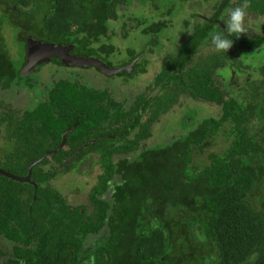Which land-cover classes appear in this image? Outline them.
Here are the masks:
<instances>
[{"label": "trees", "instance_id": "trees-1", "mask_svg": "<svg viewBox=\"0 0 264 264\" xmlns=\"http://www.w3.org/2000/svg\"><path fill=\"white\" fill-rule=\"evenodd\" d=\"M199 1L214 4L211 17L177 37L169 29L191 0H0V130L14 144L0 169L27 177L72 129L33 169L36 187L0 175V264H264V34L202 57L241 0ZM248 12L264 16V0H249ZM116 25L143 44L121 52ZM29 40L111 68L137 61L130 72L144 78L150 55L162 61L132 98L111 85L121 75L123 86L138 84L129 71L53 57L22 75ZM85 70L105 81L87 84ZM195 104L209 108L205 118L147 145L162 117ZM219 137L229 142L222 152ZM93 164L90 207H74L52 182L88 176Z\"/></svg>", "mask_w": 264, "mask_h": 264}, {"label": "rangeland", "instance_id": "rangeland-1", "mask_svg": "<svg viewBox=\"0 0 264 264\" xmlns=\"http://www.w3.org/2000/svg\"><path fill=\"white\" fill-rule=\"evenodd\" d=\"M213 3H210L208 5L202 3L199 0H191L190 4L188 5L186 9V15L184 14L177 20L176 22L172 23V26L170 27L169 31L172 35V32L174 36L181 37L185 33H189V31L193 32L194 28L196 26L201 25L205 20L209 19L211 17V9H212ZM135 10V9H133ZM199 15V19H193V26L190 28H187L185 25V21H190L192 19V16ZM227 16V12H226ZM171 17V16H170ZM175 17V15H174ZM174 19V18H173ZM133 25V22H129L128 25ZM126 26V25H125ZM116 33V39H115V45L119 48L121 52L128 48H135L136 46L139 47L143 43L141 40H137L140 37L136 32L131 33L129 39L124 38V34L127 32V28H123V25H116L114 29ZM169 35V32L164 36L167 37ZM138 36V37H137ZM211 45V44H210ZM136 47V48H137ZM208 48V47H206ZM203 48L201 50L200 55L202 57H208L212 55V53L215 52V49H206ZM170 49V48H169ZM169 49H167L168 52ZM115 55L112 56L113 60H117L118 56L114 58ZM149 59L151 60L150 63V69H152V72L150 71L147 76L144 78L142 74L138 73V70H135L133 73L132 78L135 79V81L138 83L136 85H130V86H123V84L126 82L127 77L124 75L121 76H115L114 80L112 81V86L114 85L116 88L118 86L120 87V83H123L121 85L122 91L125 93H130V97H134L137 92L144 90L148 85L151 84L150 78H152L153 73L157 70V67L161 66L160 62L162 59L160 58L159 54H153L149 56ZM114 65H117L114 63ZM95 70H85L82 72L84 80L87 82V84H93L92 79L94 78V75H96ZM227 73V72H226ZM96 81L97 84L101 82H104L105 79H103L102 76L96 75ZM143 81V82H141ZM131 87V89L129 88ZM129 88V89H128ZM176 107L167 117H162L159 122L155 125L153 128V134L152 137L147 141L148 146H152L155 144H164L167 142H172L174 139L178 138L183 134L185 131V123L183 120L188 118L190 121L194 123L199 122L202 118H205V116L208 113L209 108L208 107H202V105H192L189 107H183L178 111ZM209 115H216V112L209 111ZM192 124V123H190ZM218 146L217 148L213 149V151L222 152L226 149L227 144L229 142L224 140V137L218 138ZM14 149V144L8 141L6 136V129L3 127L0 130V165L5 164L9 158L8 155L12 152ZM96 162V158L93 159V163ZM45 170H48L46 167ZM101 173L100 167L93 164V167L90 170V173L88 176H81L78 174H67L65 176L60 177L56 181L52 182L53 186L58 189L61 193L65 195V197L68 199V202L73 205L74 207L79 206H88L90 207L89 202V195L93 188V186L97 183V177Z\"/></svg>", "mask_w": 264, "mask_h": 264}, {"label": "water", "instance_id": "water-1", "mask_svg": "<svg viewBox=\"0 0 264 264\" xmlns=\"http://www.w3.org/2000/svg\"><path fill=\"white\" fill-rule=\"evenodd\" d=\"M53 57H59L62 60L63 64H65L68 67L71 66V67H82V68L84 67L99 68L103 74L108 76L116 75L123 71H130L137 62L134 61L131 65L123 68H111L105 66V64L99 59L74 57L69 53L68 49H66L65 47L45 44L35 40H29L27 44V57H26L27 63L24 69L22 70L21 74L24 76H28L30 73L34 72L37 69V67L48 63ZM71 130L72 129H69L63 134V140L55 151L48 152L41 159L35 161L30 165L27 177L20 178L2 169H0V175L5 176L13 181L32 184L34 187H36V184L31 182L33 169L37 165L41 164L49 156L57 154L65 147L67 141L66 140L67 135Z\"/></svg>", "mask_w": 264, "mask_h": 264}, {"label": "clouds", "instance_id": "clouds-1", "mask_svg": "<svg viewBox=\"0 0 264 264\" xmlns=\"http://www.w3.org/2000/svg\"><path fill=\"white\" fill-rule=\"evenodd\" d=\"M248 8L249 0H241L239 6L226 10L227 19L223 22L225 28L211 34V43L218 53H228L233 46V38L264 34V16L253 18L249 15Z\"/></svg>", "mask_w": 264, "mask_h": 264}, {"label": "flooded vegetation", "instance_id": "flooded-vegetation-1", "mask_svg": "<svg viewBox=\"0 0 264 264\" xmlns=\"http://www.w3.org/2000/svg\"><path fill=\"white\" fill-rule=\"evenodd\" d=\"M208 20V19H207Z\"/></svg>", "mask_w": 264, "mask_h": 264}]
</instances>
